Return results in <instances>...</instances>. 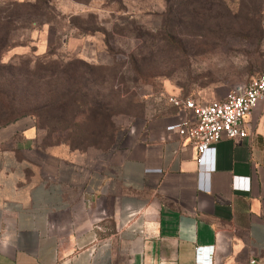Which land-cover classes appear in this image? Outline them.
<instances>
[{
  "label": "crops",
  "instance_id": "crops-1",
  "mask_svg": "<svg viewBox=\"0 0 264 264\" xmlns=\"http://www.w3.org/2000/svg\"><path fill=\"white\" fill-rule=\"evenodd\" d=\"M187 114L151 120L104 169L40 142L30 115L1 123L0 264H264V97L246 136L200 154L165 128Z\"/></svg>",
  "mask_w": 264,
  "mask_h": 264
},
{
  "label": "rangeland",
  "instance_id": "rangeland-1",
  "mask_svg": "<svg viewBox=\"0 0 264 264\" xmlns=\"http://www.w3.org/2000/svg\"><path fill=\"white\" fill-rule=\"evenodd\" d=\"M263 70L264 0H0V123L31 115L40 142L103 169L170 96Z\"/></svg>",
  "mask_w": 264,
  "mask_h": 264
},
{
  "label": "built area",
  "instance_id": "built-area-1",
  "mask_svg": "<svg viewBox=\"0 0 264 264\" xmlns=\"http://www.w3.org/2000/svg\"><path fill=\"white\" fill-rule=\"evenodd\" d=\"M261 97H264V70L246 81L232 84L219 98L200 101L187 96H170L171 104L189 114L182 120L166 123L165 128L187 136L200 154L222 135L233 139L246 136L245 118Z\"/></svg>",
  "mask_w": 264,
  "mask_h": 264
},
{
  "label": "trees",
  "instance_id": "trees-1",
  "mask_svg": "<svg viewBox=\"0 0 264 264\" xmlns=\"http://www.w3.org/2000/svg\"><path fill=\"white\" fill-rule=\"evenodd\" d=\"M47 51V50H46ZM45 52V51H44ZM44 52H42V53H44ZM18 116H20V115H18ZM31 116V115H30ZM15 117H17V116H14V117H12V118H15ZM33 117V116H32ZM12 118H10V119H12ZM10 119H8V120H10ZM8 120H5V121H3L2 123H4V122H6V121H8ZM35 120V119H34ZM35 123H36V121H35ZM1 124V123H0ZM36 125H37V123H36Z\"/></svg>",
  "mask_w": 264,
  "mask_h": 264
}]
</instances>
